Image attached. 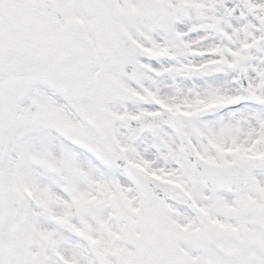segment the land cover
<instances>
[{
	"label": "snow or ice",
	"instance_id": "1",
	"mask_svg": "<svg viewBox=\"0 0 264 264\" xmlns=\"http://www.w3.org/2000/svg\"><path fill=\"white\" fill-rule=\"evenodd\" d=\"M0 264H264V0H0Z\"/></svg>",
	"mask_w": 264,
	"mask_h": 264
}]
</instances>
